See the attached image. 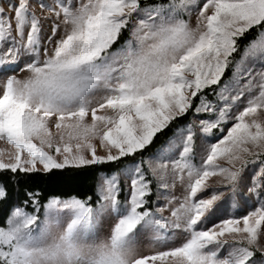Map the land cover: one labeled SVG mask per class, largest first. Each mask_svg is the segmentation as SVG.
<instances>
[{
	"label": "snow or ice",
	"instance_id": "obj_1",
	"mask_svg": "<svg viewBox=\"0 0 264 264\" xmlns=\"http://www.w3.org/2000/svg\"><path fill=\"white\" fill-rule=\"evenodd\" d=\"M0 141L17 183L98 173L0 182V264H264V0H6Z\"/></svg>",
	"mask_w": 264,
	"mask_h": 264
},
{
	"label": "trees",
	"instance_id": "obj_2",
	"mask_svg": "<svg viewBox=\"0 0 264 264\" xmlns=\"http://www.w3.org/2000/svg\"><path fill=\"white\" fill-rule=\"evenodd\" d=\"M229 72H232L231 68H228ZM231 76V73H228ZM227 77H223L226 79ZM209 96L212 95L210 90L206 91ZM190 115V116H188ZM183 117H178L176 121L173 122V125L170 126L172 128L175 125L184 123L193 118L191 112ZM159 136V134H158ZM166 139L165 136H159L158 139L154 140V143L148 147V150L144 153V155H148L151 152L155 151V149ZM131 157L122 158L124 163L131 162ZM136 159H139L138 156ZM104 171H115L117 168L116 162H108L103 166H98ZM97 172H91L90 175L87 176L81 183L78 184H68L66 182L57 181L55 178L46 179L43 177H33L32 179H27L21 174L19 178V183L17 180L12 179V174L8 170H0V182H5L8 184L9 191L12 193L13 201L15 203H19L23 206V201L27 198V193L29 191L39 192L41 200H43L46 196L49 195H64L66 193L70 194H84L91 193L92 185L94 184L97 178ZM153 188L154 184H153ZM154 192V190H153ZM154 197V193L152 195ZM26 210H31V205L27 206ZM4 205L0 203V219L3 218ZM42 211V210H41Z\"/></svg>",
	"mask_w": 264,
	"mask_h": 264
},
{
	"label": "rangeland",
	"instance_id": "obj_3",
	"mask_svg": "<svg viewBox=\"0 0 264 264\" xmlns=\"http://www.w3.org/2000/svg\"><path fill=\"white\" fill-rule=\"evenodd\" d=\"M30 2L35 3L36 0H30ZM5 5H6V0H0V6H5ZM37 11H38V9H37ZM193 23H194V17H193ZM47 27H48V25L45 24V30H47ZM228 73H231V72H229V70L227 68L225 70V75L223 77H225V76L226 77H229ZM223 77H222V79H223ZM205 91H207V90H205ZM188 114L189 113H186L185 115H188ZM201 115H206V114L201 113ZM188 116H190V115H188ZM192 119L193 118H191L190 120H192ZM9 147L10 146L7 145L4 141H0V149H8ZM138 158H139V156H138ZM251 168H252V165H249V170H251ZM215 179H216V177L210 178V181H209L210 187L213 186L211 182L214 181ZM154 187H155V184H154ZM153 190H154V192H153L154 193V197L152 196V198L153 199H156V197H155V188H153ZM245 198L248 199L249 205H251L252 203H255L256 202V197L255 196L248 197L247 194H245ZM160 202L161 203L163 202V199L162 198H161V201ZM241 210L246 211V210H249V209L245 205H243V203H241L238 208L233 209L232 206H231V203H229V205L227 207L226 215H235V214H238ZM165 214H167V213H165Z\"/></svg>",
	"mask_w": 264,
	"mask_h": 264
}]
</instances>
